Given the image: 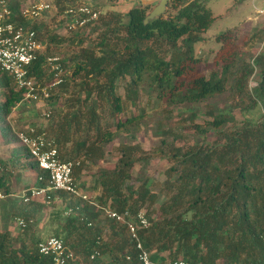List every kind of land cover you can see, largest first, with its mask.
I'll return each instance as SVG.
<instances>
[{
  "label": "trees",
  "instance_id": "1",
  "mask_svg": "<svg viewBox=\"0 0 264 264\" xmlns=\"http://www.w3.org/2000/svg\"><path fill=\"white\" fill-rule=\"evenodd\" d=\"M67 1L72 2L55 0L60 11ZM9 6L13 20L24 23L23 0H9ZM151 11L135 5L128 10L126 24L115 14V22L99 18L72 32L80 44L91 33H99L100 39L94 47L61 60L64 68L71 63L74 70L46 100L47 105L61 104L60 113L50 125L33 127L48 137L50 129L61 159L75 161L76 179L87 165L99 166L110 145L118 143L119 155L113 167H99L91 185H83L92 192L91 202L64 191L50 192V204L59 199L65 204L63 210L50 213L52 235L62 238L85 264H128L127 255L137 254L135 243L105 209L129 210L136 217L144 208L150 226L138 233L154 260L264 264V44L253 55L238 27L224 30L215 37L219 48L207 76L200 71L195 45L215 19L209 1L169 0L166 13L146 23ZM34 29L46 46L31 74L45 84L54 77L48 72L47 45L65 39L58 35L42 39L41 34L48 37L51 31L44 21L35 23ZM122 81L124 99L118 92ZM142 90L165 106L150 116L140 105ZM28 102L36 103L26 100L12 76L0 71V142L10 148L9 157L0 158V188L6 194L0 201V264H52L39 252L38 244L44 240L35 231V221L48 203L25 202L13 195L20 180L13 176L17 169L35 176L24 190L43 184L37 161L10 122V116L22 113ZM131 107L138 112L118 117ZM255 109L261 112L257 119L250 116ZM237 110L243 116L240 124ZM199 116L203 122H198ZM140 133L155 138L150 150L139 142ZM68 143L69 158H63L59 147ZM155 156L167 162L164 180L142 174L138 185L131 184L136 166L150 165ZM18 218L26 226L12 236L9 227ZM96 251L100 255L90 259Z\"/></svg>",
  "mask_w": 264,
  "mask_h": 264
},
{
  "label": "built area",
  "instance_id": "2",
  "mask_svg": "<svg viewBox=\"0 0 264 264\" xmlns=\"http://www.w3.org/2000/svg\"><path fill=\"white\" fill-rule=\"evenodd\" d=\"M253 5L255 12L264 16V5L257 6L256 0H253ZM20 13L25 20L24 23H16L13 20L9 0H0V71L12 76L17 87L25 91L26 100L46 101L54 87L64 81L62 59L59 56H48L47 62L55 78L53 77L51 82L45 84L36 81L31 74V67L39 54L45 50L46 42L38 37L34 24L43 21L44 14L52 13L59 16V23H63L66 31L72 33L98 20L102 12L88 5H67L60 11L55 0H51L23 6ZM50 113L45 111L44 115L48 117ZM16 134L21 144L30 152L31 157L37 161L43 173L39 176V181L43 184L30 186L23 191L20 197L25 202L43 200L49 203L52 191H64L71 198L91 202V195L81 188L75 177V161L61 159L54 139L45 133H39L33 126L16 130ZM5 197V192L0 188V199ZM71 212L72 208L66 210V214ZM105 213L109 218L124 225L128 237L135 243L137 254L135 257L127 255L128 264H189L184 259L162 262L151 258V252L144 247L138 233L139 229L150 226V220L144 208L137 212L136 217H133L129 210L119 212L106 208ZM16 222L21 227L26 226V221L22 218H18ZM38 249L41 254L52 260V264H85L82 256L77 255L62 238L57 236H51L40 242ZM99 255L100 253L96 251L90 259Z\"/></svg>",
  "mask_w": 264,
  "mask_h": 264
},
{
  "label": "rangeland",
  "instance_id": "3",
  "mask_svg": "<svg viewBox=\"0 0 264 264\" xmlns=\"http://www.w3.org/2000/svg\"><path fill=\"white\" fill-rule=\"evenodd\" d=\"M42 1H51V0H23V6H28L37 2ZM209 1V7L212 9L213 14L215 16V19L211 25V27L202 34L203 40L198 42L195 45V55L196 57L201 59L200 64V71L201 73L209 76L211 69L213 67V57L215 53L217 52L219 48V44L216 42L215 37L223 32L226 29L238 27L239 28V34L241 37H245V42H247L246 49L250 51L253 55L258 54L264 44V41L262 38L264 37V16L258 14L255 12V7L253 5V0H208ZM70 3V4H69ZM160 3V0H72L67 2H62V4L71 5V6H80V5H88L92 8H98L101 10V16L100 20H109L111 22H115L116 18L113 17L115 14L119 17L121 20V23L126 24L128 21L127 13L128 10L135 6H147L149 7L150 11L153 10L155 6H157ZM264 5V0H256V5ZM168 5V4H167ZM167 11V8L165 10V13ZM54 13V12H53ZM59 16H55L52 13L44 14L43 21L46 23V28L51 30L49 32L48 37L45 33L41 34L42 39L50 40V37L52 35H58L61 38H64L65 41L61 43L56 42H49L47 45L46 50L49 52L48 55L50 56H59L61 59L68 58L72 54L79 52L80 50L84 48H91L94 47V45L97 44V42L100 39L99 33H91L84 36V42L80 44L78 42V38H74L72 36V33H69L66 31V28L63 23H59L58 21ZM256 35L257 37H255ZM254 36V37H253ZM74 39L73 42L70 40ZM49 65V64H48ZM63 66V65H62ZM74 70V66L71 63H68L66 67H63V73L62 77L65 79V77H68L72 74ZM48 72H51V66L49 65ZM55 78V76H54ZM53 78V79H54ZM52 79V80H53ZM51 82V81H50ZM255 81L252 79L250 81V87H254ZM125 83L119 82L118 85V92L122 96V98H125V90H124ZM52 93V92H51ZM66 95H64L63 98H65ZM140 105L142 108H145L146 112L151 116L156 110H159L165 106L164 103L161 101H157L156 98H149L146 91L142 90L140 93ZM50 104H46V101H40V102H28L25 105V109L22 113H17L16 111L10 116V122L13 125V127L16 130L24 129L29 126H33L35 124H46L50 125L53 120L59 115L60 113V106L55 105L54 103L49 102ZM63 103V101H61ZM131 110H134L135 112H138L136 108L131 107L126 112L118 115L119 118H126L131 113ZM45 111H51V117H46L44 115ZM110 114V111L107 109L106 116L108 117ZM261 112L257 109L252 111L250 116L253 119L259 118ZM237 116V122L240 124L243 120V116L241 115L240 111H236ZM204 118L202 116H199L198 122H203ZM48 135L51 137L53 134L50 132V129H47ZM155 138L151 136V134L147 133H140L139 134V142L144 147L145 151H148L151 149L153 140ZM56 142V141H55ZM57 144V143H56ZM118 145V143H115L113 147L110 145V147L107 148L109 153L107 154L106 158L102 160L99 163V166L95 165H87L84 170L80 173L79 177L77 178L81 182V188L85 189V186H90L93 182V179L95 178V175L99 169L101 168H108L113 167L115 165V162L118 158V153L115 149V147ZM71 147V143H68L65 146H60V152L62 154V157H68V152H65L66 149L69 150ZM10 155V148L6 145H3L2 142H0V158H8ZM82 158H73V160H81ZM167 162L162 159L159 156H155L151 159L150 165L148 166H140L137 165L133 172V179L130 183L138 185L137 179L142 174H147L154 178L155 180L163 181L164 176V170L166 168ZM13 176H20V180L18 183H16L13 188L16 195L15 197L20 199V196L22 195L24 191V186L28 183H31L34 181L35 176L30 173L29 170H21L17 169ZM155 190L159 191L160 188L158 186L154 187ZM87 191V190H86ZM89 192L91 195L92 192ZM100 191H96V194H98ZM5 199V198H4ZM162 199V198H161ZM1 201V199H0ZM46 208L43 213L40 214L39 218L35 221V231L37 234L40 235V237L43 240L48 239L52 235V229L54 228L53 225L50 224V213L54 208H58L63 210L65 207V204L59 199L55 203H48L45 204ZM159 203L157 202L154 206V208H158ZM146 210V209H145ZM3 224L1 222L0 217V230H2ZM10 233L12 236H17V234L23 233L22 227L19 226L15 221H13L9 227ZM167 254V253H166ZM87 263V262H86ZM88 264V263H87Z\"/></svg>",
  "mask_w": 264,
  "mask_h": 264
},
{
  "label": "water",
  "instance_id": "4",
  "mask_svg": "<svg viewBox=\"0 0 264 264\" xmlns=\"http://www.w3.org/2000/svg\"><path fill=\"white\" fill-rule=\"evenodd\" d=\"M169 0H160V3L153 8L150 14L145 19L147 23L149 20H153L154 18L161 16L165 13Z\"/></svg>",
  "mask_w": 264,
  "mask_h": 264
}]
</instances>
